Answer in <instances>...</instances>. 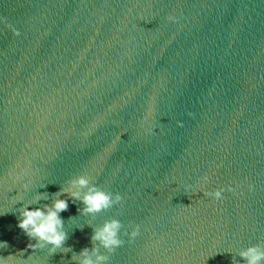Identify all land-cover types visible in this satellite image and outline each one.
Returning <instances> with one entry per match:
<instances>
[{
	"label": "water",
	"instance_id": "1",
	"mask_svg": "<svg viewBox=\"0 0 264 264\" xmlns=\"http://www.w3.org/2000/svg\"><path fill=\"white\" fill-rule=\"evenodd\" d=\"M82 174L123 199L86 214L62 192L63 248H29L20 210ZM0 209L18 264H79L111 218L108 264H246L264 245V0H0Z\"/></svg>",
	"mask_w": 264,
	"mask_h": 264
},
{
	"label": "clouds",
	"instance_id": "2",
	"mask_svg": "<svg viewBox=\"0 0 264 264\" xmlns=\"http://www.w3.org/2000/svg\"><path fill=\"white\" fill-rule=\"evenodd\" d=\"M205 180L207 177L204 178ZM44 186V185H42ZM25 191L29 189V185H24ZM86 189V191H83ZM228 190H231L230 188ZM224 189L218 188L208 195L219 200L224 196ZM62 192H68L75 200H80L83 204L82 212L86 214L100 213L105 209L112 207L120 202L123 196L120 193L106 191L97 184L92 183L87 174H82L70 180L69 186L62 188L56 193V199L51 204H45L42 207L25 206L20 210L17 226L22 229L25 234L35 243H29L28 247L32 249L47 248L50 253H55L57 249H62L68 237L65 229L64 218L61 213L69 207V200L60 198ZM20 196L19 199H23ZM41 198L47 199L46 195L37 196L35 200ZM33 201H29V204ZM4 214V210L0 209V215ZM122 222L118 218L107 219L98 228L95 229L92 237L93 241H98L92 248L85 247L74 256L73 259L78 260L79 264H108L110 257L101 248L106 249L108 253L114 252L124 241L121 239ZM131 239H135L140 235V226L136 225L131 232H125ZM8 241L0 240V249L6 248ZM50 246V247H49ZM67 251L68 249H64ZM239 256L243 258L246 264H264V245L253 244L239 250ZM0 264H18L16 254L7 256L0 255Z\"/></svg>",
	"mask_w": 264,
	"mask_h": 264
}]
</instances>
